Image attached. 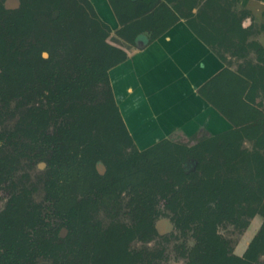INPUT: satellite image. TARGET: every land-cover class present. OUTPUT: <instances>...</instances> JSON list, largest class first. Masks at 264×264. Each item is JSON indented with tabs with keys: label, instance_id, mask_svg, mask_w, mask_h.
I'll return each mask as SVG.
<instances>
[{
	"label": "trees",
	"instance_id": "16d2710c",
	"mask_svg": "<svg viewBox=\"0 0 264 264\" xmlns=\"http://www.w3.org/2000/svg\"><path fill=\"white\" fill-rule=\"evenodd\" d=\"M109 1L123 26L118 34L131 45L143 32H150L152 40L159 38L179 20L170 7L175 0ZM17 4L15 15L0 25V76L9 88L39 97L41 106L33 110L25 130L33 148L42 150L36 158L45 155L51 142L45 137L47 126L53 122L56 128L57 145L47 160L48 196H60L66 182L83 180L96 163H104L120 187L135 188L138 202L147 209L160 193L171 195L168 207L178 214L177 227L194 230L191 257L198 259L194 263L260 264L264 223L242 257L233 254L230 242L218 230L226 223L247 228L249 219L264 218V102H259L264 97V51L260 64L241 73L225 69L200 91L232 124L231 130L194 147L164 139L140 150L110 83L111 69L125 62L127 54L108 43L111 28L92 2L18 0ZM220 10L211 27L197 30L198 36L213 46L244 42L245 17ZM45 15L51 24L46 33L40 28V17ZM31 35H36L37 43L28 42ZM100 84L108 87L102 102L95 91ZM245 139L255 142L253 151L243 148ZM189 163L196 165L194 172H187ZM166 176L171 185H165ZM47 226L40 208L29 210L19 199L10 201L0 215V230H6L0 264H33L37 255L60 253L64 245L56 241L57 232L40 243L31 237ZM139 227L111 230L95 239L93 250L83 251L80 245L69 248L91 258L92 253L101 254L99 264H133L127 243Z\"/></svg>",
	"mask_w": 264,
	"mask_h": 264
},
{
	"label": "rangeland",
	"instance_id": "374dc122",
	"mask_svg": "<svg viewBox=\"0 0 264 264\" xmlns=\"http://www.w3.org/2000/svg\"><path fill=\"white\" fill-rule=\"evenodd\" d=\"M17 1L0 0V8L3 9L0 10V25L8 17L15 15L19 9ZM227 1L231 2V7L235 3V0ZM235 13L243 16L242 12ZM50 27V17L41 16V32H49ZM28 42L37 43L36 35H31ZM59 53L63 56L62 51ZM44 56L48 58L50 55L44 53ZM258 64V55H253L244 59L242 67L250 69V65ZM9 87L0 76V215L4 214L13 199H19L29 210L40 208L50 227H42V230L38 229L34 234L30 229L26 232L31 233L37 243L57 232L56 241L64 245V249L56 255H37L33 264H61L62 261L71 264H99L103 261L101 254L95 256L92 253L91 258L85 252L81 255L78 248L70 251L69 247L80 245L83 251L93 250L96 238L106 236L111 230L134 229L141 223L144 225L139 227L128 249L134 255L133 264H196L194 262L197 257H191L196 244L194 230L183 231L177 227L174 219L178 218V214L168 207L171 195L160 193L153 200L152 208L147 209L138 202L135 188L132 185L120 187L118 180L109 174L104 163H96L85 179L66 182L60 196H48L46 184L50 178V168L47 160L57 145L56 128L53 122L47 126L45 137L51 139V142L45 155L36 158L35 154H41L42 150L33 148L35 146L26 136L25 130L33 110L41 106L39 97L31 91ZM107 88L105 84L95 87L98 101L105 99ZM259 102H264V97ZM209 133L207 130H199L188 136L177 130L170 135L171 138L166 139L194 147L206 138L215 136ZM132 138L140 150L146 149H143L144 142L147 143L145 140L139 138L136 141ZM157 142L159 141L155 143ZM243 148L253 151L255 142L245 139ZM185 168L187 172H194L196 165L190 163ZM164 182L167 186L173 183L167 176ZM164 221H169L170 224ZM249 221L247 228L226 223L218 230L230 242L233 254L239 257L244 256L248 250L249 244L260 231L264 218L257 215ZM5 241L6 230L2 229L0 250ZM259 263L264 264V254L259 258Z\"/></svg>",
	"mask_w": 264,
	"mask_h": 264
},
{
	"label": "crops",
	"instance_id": "0c3cea01",
	"mask_svg": "<svg viewBox=\"0 0 264 264\" xmlns=\"http://www.w3.org/2000/svg\"><path fill=\"white\" fill-rule=\"evenodd\" d=\"M90 1L111 28L108 43L127 54L125 62L111 69L110 83L130 134L147 142L143 149L177 130L192 136L199 130L218 135L232 129L200 91L225 69L241 73L247 57L258 55L260 64L264 0H235L232 7L227 0L212 5L211 0H175L170 7L178 22L155 40L143 32L135 45L118 34L123 26L109 0ZM220 9L243 13L244 42L213 46L198 36L197 30L211 27Z\"/></svg>",
	"mask_w": 264,
	"mask_h": 264
},
{
	"label": "flooded vegetation",
	"instance_id": "af4514ba",
	"mask_svg": "<svg viewBox=\"0 0 264 264\" xmlns=\"http://www.w3.org/2000/svg\"><path fill=\"white\" fill-rule=\"evenodd\" d=\"M164 140V139H163ZM158 143V142H157ZM156 144V143H155ZM154 144V145H155ZM153 146V145H152ZM152 146H150V147H152ZM150 147H148V148H150ZM148 148H146V149H148ZM146 149H144V150H146ZM190 164V163H189ZM188 165V164H187ZM165 222V221H164ZM168 224V223H167ZM160 229H162V227H159ZM136 236V235H135ZM135 236L134 237H131L130 238V240H129V242L127 243V248L129 249V247H130V244H131V242L132 241H134V239H135ZM250 245V244H249ZM2 253V250H0V254ZM134 256V255H133Z\"/></svg>",
	"mask_w": 264,
	"mask_h": 264
}]
</instances>
